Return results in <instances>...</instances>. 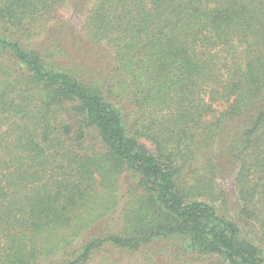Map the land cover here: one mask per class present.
Instances as JSON below:
<instances>
[{
  "label": "trees",
  "instance_id": "obj_1",
  "mask_svg": "<svg viewBox=\"0 0 264 264\" xmlns=\"http://www.w3.org/2000/svg\"><path fill=\"white\" fill-rule=\"evenodd\" d=\"M158 241L127 264H264V0H0V264Z\"/></svg>",
  "mask_w": 264,
  "mask_h": 264
},
{
  "label": "rangeland",
  "instance_id": "obj_2",
  "mask_svg": "<svg viewBox=\"0 0 264 264\" xmlns=\"http://www.w3.org/2000/svg\"><path fill=\"white\" fill-rule=\"evenodd\" d=\"M68 9H69L68 5L65 4V7L63 9L59 10L57 13H55L51 17L47 16V17H44L42 19H39V20H36L35 22H33V24H32L33 25V31H34V33H39V34H36V36H34L32 38V41L34 42L36 40L37 42L42 44L43 48H45V47H51L54 45L56 40L59 38L60 32H62L64 34L63 37L67 36L65 30L68 28V23H69V21L66 18V16H67L66 11ZM71 22H72V20H71ZM79 24H78V27H80ZM79 34H81V33H77V35H79ZM84 42H86L88 45H84ZM84 42H83V46H85V48H90V50L87 53V58L85 60V63L87 65L86 68L91 69L92 66H94L92 64L98 65V63H102L99 60H97V58H96V53H98L101 50V47L95 46L94 44L88 43L87 41H84ZM65 44H67V43H65ZM64 47L72 50V47L68 44ZM104 73H107V71H105ZM122 102L127 103L128 100L124 99ZM201 166H202V163H199L197 167L200 168ZM193 175H196V174L192 173L183 180L182 187L185 188L186 191L188 190L187 185H189L193 182V179H192ZM219 185L220 184H218V186ZM230 199H231L230 205L227 208L226 205L220 206V201L217 199H214V197H213V206H215V208L219 212H225L227 209H229V214L233 217L237 214L236 213V207L237 206H236V202L234 201L232 196H230ZM122 204L123 203L120 201V204L117 207L118 210L114 214L115 216H117L118 213L120 212ZM220 207H221V211H220ZM101 221H104V222L108 221L109 223H112L113 219L111 217H108V218L104 217V218H102ZM154 244H155V246L153 248H155L157 250L155 252L150 251L149 248H144L141 251H133V252H129V251H121V252L117 251L116 252V251H114L111 254H115L114 256L117 258V260L123 264H127L130 262H134V261L139 260L140 258H142L141 254H152V253H154V254H183V253L179 252V249H177V247H171V244H168V242L158 241V242H154ZM161 248L163 251L159 252V250ZM167 249H168V251H167ZM107 254L108 253L106 252V250H101V251L97 252L96 255L94 256L93 262L91 264L99 263L101 260H103V257L107 256Z\"/></svg>",
  "mask_w": 264,
  "mask_h": 264
}]
</instances>
